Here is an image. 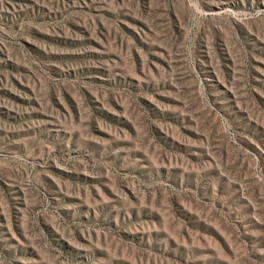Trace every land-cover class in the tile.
Listing matches in <instances>:
<instances>
[{"label": "rangeland", "instance_id": "1", "mask_svg": "<svg viewBox=\"0 0 264 264\" xmlns=\"http://www.w3.org/2000/svg\"><path fill=\"white\" fill-rule=\"evenodd\" d=\"M0 264H264V0H0Z\"/></svg>", "mask_w": 264, "mask_h": 264}]
</instances>
